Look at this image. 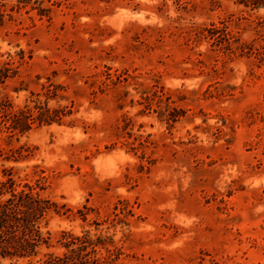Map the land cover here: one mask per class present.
<instances>
[{
	"label": "rangeland",
	"instance_id": "obj_1",
	"mask_svg": "<svg viewBox=\"0 0 264 264\" xmlns=\"http://www.w3.org/2000/svg\"><path fill=\"white\" fill-rule=\"evenodd\" d=\"M21 192L0 264H264V0H0Z\"/></svg>",
	"mask_w": 264,
	"mask_h": 264
},
{
	"label": "trees",
	"instance_id": "obj_2",
	"mask_svg": "<svg viewBox=\"0 0 264 264\" xmlns=\"http://www.w3.org/2000/svg\"><path fill=\"white\" fill-rule=\"evenodd\" d=\"M15 209H18V211L15 212ZM37 210L38 215H36V217L42 215V209L34 207V204L28 195H25L22 192L19 195L12 194L5 200V202L0 204V233L7 230L10 221L19 220L17 218L18 215L24 217L22 218V221H24V223H26L25 225H27L31 220L30 218L34 217L37 213ZM3 241L4 243L8 242V237H2L0 234V243ZM6 255H9V252L6 250L0 251V257H6Z\"/></svg>",
	"mask_w": 264,
	"mask_h": 264
}]
</instances>
